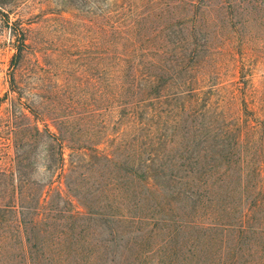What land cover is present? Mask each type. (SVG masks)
<instances>
[{
    "label": "trees",
    "instance_id": "16d2710c",
    "mask_svg": "<svg viewBox=\"0 0 264 264\" xmlns=\"http://www.w3.org/2000/svg\"><path fill=\"white\" fill-rule=\"evenodd\" d=\"M99 14L97 140L73 114L54 133L10 102L0 264H264V101L209 89L225 48L264 28V0Z\"/></svg>",
    "mask_w": 264,
    "mask_h": 264
},
{
    "label": "rangeland",
    "instance_id": "374dc122",
    "mask_svg": "<svg viewBox=\"0 0 264 264\" xmlns=\"http://www.w3.org/2000/svg\"><path fill=\"white\" fill-rule=\"evenodd\" d=\"M118 1L0 0V163L13 152L10 102L28 108L27 116L30 110L43 119L38 128L46 126L54 133L64 126L58 127L53 118L73 114L75 121L81 119L77 126L87 138L97 140L99 10ZM21 38L24 46L17 56ZM246 39L238 38L240 47L234 43L235 51L224 47L221 54L227 62L213 69L209 78L211 102L232 94L238 101L244 97L248 102L264 101V28L250 36L249 43ZM258 107L261 118L264 109ZM27 123L28 119L18 122ZM68 154L65 151L66 160Z\"/></svg>",
    "mask_w": 264,
    "mask_h": 264
}]
</instances>
